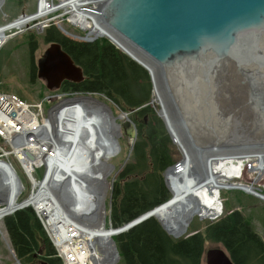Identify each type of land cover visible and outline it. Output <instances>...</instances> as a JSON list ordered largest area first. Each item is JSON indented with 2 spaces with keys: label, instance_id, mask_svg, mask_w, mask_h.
I'll return each instance as SVG.
<instances>
[{
  "label": "rangeland",
  "instance_id": "rangeland-1",
  "mask_svg": "<svg viewBox=\"0 0 264 264\" xmlns=\"http://www.w3.org/2000/svg\"><path fill=\"white\" fill-rule=\"evenodd\" d=\"M50 1L56 2L57 0H29L21 7H16L13 2L3 0L2 6L0 7V27H8L22 16H33L41 11V5H47V3L51 4ZM50 9H52V6L49 8L47 5L46 10L48 11H42L45 17H40V19L36 21L29 22L28 25H24L21 29L8 30L7 35L9 34L10 36L0 49V92L14 93L30 103L43 101L45 106L48 105L46 102L48 96L52 94H61V92H57V90L54 92L47 90L45 82L39 79L35 73L37 70V60L44 56L50 44V42L44 41L42 37L45 29L51 26L49 25L51 21L52 23L60 24L62 28L67 30L71 35L70 39L82 41L81 37H83L81 30L70 23L68 16L61 15L60 12L52 13ZM53 28L58 32L60 31L58 26ZM103 39L114 45L108 38ZM29 42H31V44H29ZM256 42L253 43V61L260 71H264V36ZM31 64L35 68L32 80L30 79ZM205 65V67H200V65L190 62L171 71L159 69L164 77L157 71L161 98L170 111V116L173 118L175 128H177L179 135H181V138H183L187 144V151L189 153L190 151L195 152L201 147H209L215 144L242 143L240 147L248 152L255 151V149H263L264 153V136L262 134L264 129L261 123L259 125L260 119L258 117V111L253 112V120H251L247 114L249 110H252V103H258L260 106H262V103V111L264 113V72L256 74V72L250 70L248 72L249 78L247 79L252 82L253 86L250 87V89H246L245 82L240 77L241 72L233 70L226 62H206ZM168 73L171 74L167 76L166 74ZM153 90L154 81L152 82V98L150 105L165 125L170 139L168 145L169 153L174 158V163L163 173L164 184L171 198L175 190L167 181L166 172L169 168L179 165L182 160L186 158L184 151L186 148L177 143L175 131L172 126L167 119L160 116V111H163V102L160 97L154 100ZM249 92L251 96L248 94ZM95 96L102 105V108L98 107L103 109L106 115L108 112L111 118L110 120L114 119L115 124L118 125L126 119H129L128 115L124 113V111L118 109L109 99L99 94ZM121 115H125V118H121ZM94 116L99 117L100 115L94 113ZM251 123L257 125L260 130L263 129L261 134H258L256 138H254V143L251 141V133H249ZM182 127L186 130L187 135L184 131L181 134L183 130ZM88 129L89 130H85L86 135L87 132L91 134L93 131L94 136L88 137L86 142L93 141L94 145L92 149L94 150L96 138H98L95 137V130H97V128L94 129L91 127ZM103 129L105 131L107 130L104 127ZM96 135H100L103 140L102 144H104L103 134L98 131ZM101 139L97 142L101 143ZM117 140L119 144V154L117 157L112 158L111 162L103 168V171L106 173V187H108L107 191L104 188L106 210L108 209V196L112 179L118 170L131 160L130 155L135 141L134 125L130 126L127 135L124 134L122 127H120V134ZM2 150L5 153H10L13 157L12 148L8 146L5 138H0V151ZM12 164L23 185L18 197V205L20 207L17 209H23L29 199L28 191L30 186L18 164L16 162ZM262 165L264 166V158ZM252 170L253 169L250 168V163H246L242 171L241 179L237 178L238 180L234 179L232 182L240 181L242 183L253 184L256 189L258 188L264 193V167L262 174H255ZM37 177H39V174ZM29 179L31 182L33 181L31 176H29ZM258 193H260L259 190ZM5 195L7 197L6 192ZM9 196L10 194H8V198ZM220 197L224 207L219 216L214 219H200L195 215L180 234L174 235L167 233L175 238L188 235L194 231V228H200L201 223L211 222L222 217L227 212L226 206H228L229 208L240 211L244 217L249 220L254 231L257 232L264 242V201L255 196L238 191V189L220 190ZM30 207L37 216L39 213H37L32 206ZM10 214H12V212L0 218V264H21L13 253L8 235L3 227V218ZM39 222L48 238L44 221L39 220ZM161 226L165 230L162 224ZM48 240L52 244L49 238ZM214 244L215 243H206L205 249L221 246L217 243ZM52 246L54 247L53 244ZM37 254L40 255L41 253L39 254L38 252ZM117 264H122V262L120 261Z\"/></svg>",
  "mask_w": 264,
  "mask_h": 264
},
{
  "label": "trees",
  "instance_id": "trees-1",
  "mask_svg": "<svg viewBox=\"0 0 264 264\" xmlns=\"http://www.w3.org/2000/svg\"><path fill=\"white\" fill-rule=\"evenodd\" d=\"M7 1L21 7L29 0ZM53 27L45 29L44 41L58 43L83 73L82 81H66L57 92L104 96L128 115L135 128L131 160L116 173L108 196L110 226L119 228L170 198L163 173L174 163V158L169 153L170 139L165 125L150 105L152 82L142 66L107 40L75 41ZM34 71L31 64V80ZM226 209L222 217L201 223L200 228L178 238L169 235L150 216L115 237L120 261L122 264H202L205 244L217 243L233 264H264V242L249 220L238 210L228 206ZM3 227L21 264L41 261L62 264L32 208L18 209L5 216Z\"/></svg>",
  "mask_w": 264,
  "mask_h": 264
},
{
  "label": "bare ground",
  "instance_id": "bare-ground-1",
  "mask_svg": "<svg viewBox=\"0 0 264 264\" xmlns=\"http://www.w3.org/2000/svg\"><path fill=\"white\" fill-rule=\"evenodd\" d=\"M2 1L3 0H0V7L2 6ZM105 1L107 0H102V3H100L98 7L99 9L98 13L89 12L87 14L90 20L89 22L91 24L89 23L85 25H87L90 30L94 29V31L98 32V34L106 35L107 37L105 38H108V40H110L115 46H117L119 49H121L129 56L134 58L137 62H139L146 71L148 70L152 74L154 81V90H153L154 100H156L159 97L161 98V93L159 91V77L157 74L158 71L159 74L162 75V72L159 70L161 69L159 68L160 66L151 57H149L144 52L139 50L137 47L132 45L125 38L114 32L102 21L101 9ZM40 8H42L40 9L41 11L34 14L33 16H22L8 27H0V49L2 45L6 42L8 37L10 36L9 34L7 35L8 30L21 29L24 25H28L29 22L36 21L40 19V17L41 18L45 17V15L43 16V12H45L46 8H44V6H41ZM59 12H64V11L60 10ZM83 13L85 14L86 11L82 13L68 15L71 24L77 25V22L79 23L78 20H81L83 18L84 15ZM49 25L54 27L58 26L59 29H62L60 30L62 33L60 31L59 33L65 38H67L66 32L67 33L69 32L64 28H62L60 24L52 23L50 21ZM68 36L70 37V35ZM246 57L249 56L247 55ZM36 68H37V63H36ZM233 70L237 71L235 68H233ZM250 70L256 72V74L264 72V71H260L257 65H255L254 61L252 62L251 67L246 66L244 73L247 75V73ZM243 81L245 82L246 89H250V87L253 86L250 80L244 79ZM54 91H50V92H54ZM0 93L12 94L17 98H19L21 101L30 104V102L23 100L14 93H10V92H0ZM69 93H75V91H71ZM76 93L92 94L88 92L87 93L76 92ZM95 95L96 94H92V96ZM161 100L163 102V111H160L159 114L160 116H162V118L167 119L169 124L172 126L173 130L175 131L177 143L179 145L181 144V146L186 148L184 149L182 147L185 151L186 158H184L179 165L169 168L166 172L167 181L169 182L170 186L175 190L173 196L168 200L164 201L163 203H161V205L152 209L149 213L143 215L142 217L148 215L153 216L160 221V223L164 226L165 230L168 233L178 235L181 232H183L187 223L195 215L198 216L200 219H214L215 217L219 216L222 213V208L224 206L222 205L220 190L238 189V191H241L248 195L255 196L256 198L262 199L264 201V193H262L263 191L262 190L260 191V189L257 188L260 192L258 193V190L253 184L242 183L240 181L232 182V180L234 179L236 180L241 179L242 171L246 163H250V168L253 169L252 170L253 173L262 174L264 167L262 165L264 158L263 149H255V151L248 152L244 148L240 147V144L242 143H235V144L230 143V144H220V145L215 144L209 147L204 146L201 147L198 151L195 152L190 151L189 153L187 151V144L185 143L184 139L181 138V135H179L177 128H175L174 126V121L173 118L170 116L169 109L167 108L162 98ZM46 102L48 103L47 106L54 104L56 102L55 95L52 94L51 96H48L46 98ZM70 104L71 103L68 101L61 102L57 104L55 107H53L50 112L47 111L45 114H43V116H35L34 114H28L26 113L25 108H23L22 111L23 113H26L25 114L26 119H24L23 121L19 120L18 124H21V127L29 126L28 123L32 124L33 126L37 125L39 127L38 128L39 130H37V128L34 129H36L35 135L39 137H41L43 135V132L45 131L54 134L57 138H62L63 137L62 131H64L65 121L67 122V120H69L70 123H74L79 120L80 121L87 120L85 118V113L88 109V106L85 107V110H83L82 113H78L80 109H77L76 113L73 114L69 109ZM88 104L89 102H87V105ZM261 105L263 106L262 103ZM96 106L102 108L101 104H97ZM257 106L260 105L258 103L255 104L252 103L251 105L252 110H249L247 113L248 116L251 118V120L254 119L253 112L256 111L259 112V110L263 108L262 106L260 108H257ZM101 108H99L100 116L98 118H92V121L88 119L85 129L89 130L88 127L89 128L92 127L94 129L97 128V130H95V137L98 138H96V146L93 150L94 153L91 159V163L93 167L97 170V173H95L93 177L99 180V182L101 183V191L97 201V208L101 214L100 224H99L101 225V228L98 227L99 225L97 226L98 227L97 235L101 237L104 236V238H107L111 241L109 250L104 251V254L105 257H110L112 259V264H117L118 262H120V256L117 245L115 243V237L118 234L128 230L132 226L140 223L146 218L142 219V217H138L119 228H112L110 226V219H109L110 210L109 208L106 210L107 207H105L106 199L104 195V188L107 191L108 187H106L107 186L106 173L105 171H103V168H105L111 162L112 158L117 157L119 154V144L117 142L118 141L117 138L120 134V127L119 125L114 123V119L110 120L111 118L108 112L106 115L105 111H103V109ZM12 112H14V110L11 109L7 110V113L9 114ZM73 112H75V109ZM120 117L125 118V115H121ZM59 119H60V123H58ZM261 123L264 125V114L262 115ZM0 125L2 126V134L4 135L10 133V129L13 128V126H14L13 133H15L18 129L17 128L18 125L17 124L14 125V123L9 119H7L4 115L0 116ZM250 126H251L249 132L251 133L250 139L254 143V138H256L258 134H261V131L263 129L260 130V128L257 127V125H254L252 123ZM103 127L107 130L105 131ZM182 129L183 130L181 134L184 131L185 134L187 135V132L184 129V127H182ZM98 131H100V133L103 134L104 136V141H105L104 144H102L103 140L101 139L100 135H96ZM262 134L264 136V131L262 132ZM66 135L71 136L72 133L70 131H66ZM29 136H30L29 138L30 140L26 142V146L25 143H12V142L10 143V141L6 139V143L8 145H11V147L19 148V149L21 148L24 150V153L29 152L32 155L31 157V155L27 153L26 154L27 157L30 156V158L28 157L29 159H27L26 161L21 162L18 159H14L9 153H5L3 152V150L0 151V218L9 212L13 213L15 209L20 207L18 205L19 203L18 197L21 193L20 191L23 185L16 172V169L12 164L13 162H16L20 167L21 171L23 172L27 183H29L30 186L28 191L29 199L27 200L25 207H30V206L33 207V204H36L37 208L39 209V211L37 212L39 213L37 215L38 217L36 216L37 219L38 220L50 219L51 221L50 223L52 225L51 227H53V230H51L50 234L57 237L56 241H58L57 242L58 244H60L61 242L64 243L66 240L64 238L62 239V237H60V233L55 229L57 228L56 227L57 224L61 222V220H59L58 218H63V216L68 214L64 207L67 203L66 195L62 189L65 186H70L72 184L69 174H70V170L74 169L75 162H72L67 166L66 168L67 175L62 179L61 185L59 186L54 185L52 181L51 184L47 185V189L53 190L56 193V197L59 201L53 200L51 202V200H49L50 205L47 206V201L44 202L43 201L44 199H40L41 202H38L37 199L34 200L40 195L39 179L42 176V172H41L42 166L48 164L49 161H47L43 157L42 149L38 151L36 147L32 149L29 147V145L34 144L32 140L33 134L30 133ZM93 136H94L93 131L91 132V134L87 132V135L86 136L84 135L82 137V140H85L88 137H93ZM100 139H101V143H98L97 141ZM63 141L65 140L63 139L62 142ZM92 144L93 141L92 142L87 141L85 144L86 150H89ZM50 145H52V143L43 142L40 144V148H42L43 146H50ZM207 164H208V171H207ZM92 165H90V167H92ZM90 167H88L87 170H90ZM38 174L39 177H37ZM28 175L33 178L32 182L30 181ZM49 181L50 178L48 179V182ZM65 182L66 185L64 184ZM44 190L46 191V188ZM5 192L7 193V197L5 195ZM8 194H10L9 198H8ZM51 197L54 199L53 195H51ZM82 208L83 206L77 208L76 211L78 212L79 210L83 211ZM90 211L91 210L89 209L87 210L86 213ZM83 212L85 213V211ZM93 213L95 212L93 211ZM103 224L104 227L102 228ZM107 263H108L107 260H102L99 262V264H107Z\"/></svg>",
  "mask_w": 264,
  "mask_h": 264
},
{
  "label": "water",
  "instance_id": "water-1",
  "mask_svg": "<svg viewBox=\"0 0 264 264\" xmlns=\"http://www.w3.org/2000/svg\"><path fill=\"white\" fill-rule=\"evenodd\" d=\"M101 18L163 70L171 71L190 62L205 67L206 62L226 61L241 72L243 80L249 78L244 71L253 62V43L264 36V0H107ZM66 35L70 38L69 33ZM49 45L37 61L36 70L46 89L57 90L65 80L75 83L83 80L82 70L59 44ZM148 74L153 82L152 74L149 71ZM263 114L260 109V123ZM118 125L127 135L133 124L126 119ZM202 264L233 263L225 249L218 246L205 249Z\"/></svg>",
  "mask_w": 264,
  "mask_h": 264
},
{
  "label": "built area",
  "instance_id": "built-area-1",
  "mask_svg": "<svg viewBox=\"0 0 264 264\" xmlns=\"http://www.w3.org/2000/svg\"><path fill=\"white\" fill-rule=\"evenodd\" d=\"M50 2L51 4L47 3L49 8L52 6L50 12L59 13V11L62 10L64 12H60V14H66V17L71 14L86 11L85 14L83 13V18L78 20L80 24L78 22L77 25L72 24L78 27L82 32L83 37H81L82 41L80 42L90 43L96 40H103V38L107 37L104 34H98L94 29L90 30L89 27L85 25L90 23L87 14L89 12L98 13V7L100 3H102V0H57L56 2ZM47 5L41 6L46 8ZM55 100L56 102L50 106H45L43 101L28 104L12 94L0 93V116L4 115L7 119L12 121L14 125H18V129L15 133H13V126V128L10 129V133L6 135L2 134V126L0 125V138L8 139L10 143H25L26 146V142L30 140V133L33 134L32 140L34 144L29 145V147L31 149L36 147L38 151L42 149L43 157L49 161L48 164L42 166V176L39 179L40 195L34 200L37 199L38 202H41L40 199H44V202L47 201V206L50 205L49 200H51V202L53 200H58L56 193L53 190L47 189V185L51 184V181L54 185H61L62 179L67 175V166L75 162V167L70 170L69 174L72 184L62 189L66 195L67 203L64 207L68 214L63 216V218H58L61 222L57 224V228L55 229L60 233V237H62V239L64 238L66 241L58 244V241H56L57 237L50 234L51 230H53L50 219H43L41 221H44L48 238L54 245L56 255L61 259L62 264H99L102 260H107V264H112V259L110 257H105L104 254V251L109 250L111 241L104 238V236L101 237L97 235L98 227L101 228V225H99L101 214L97 208L101 183L93 177V175L97 173V170L91 163L94 153L92 146L94 143L89 150H86V139L82 140V137L84 135L86 136L85 126L87 125V120L89 119L92 121V118H98L94 116V113L100 115L99 107L96 106L100 104V102L98 98L92 96V94H78L76 92H63L55 95ZM67 101L71 103L69 109L73 114L76 113L77 109H80L78 113H82L85 107L88 106L85 113V118L87 120H79L74 123H70L69 120H67V122L65 121L62 138H57L54 134L45 131L43 135L39 137L35 135L36 129L34 128L39 130L37 125L33 126L28 123L29 126L21 127V124H18L19 120L23 121L26 119V113L34 114L35 116H43V114L47 111L50 112L57 104ZM87 102H89L88 105ZM23 108H25L26 113H23ZM8 109L14 110V112L9 114L7 113ZM74 109L75 112H73ZM58 123H60V119ZM66 131H70L72 135H66ZM61 139L65 141L62 142ZM43 142H50L52 145L40 148V144ZM11 148L14 159H18L21 162L29 159L26 155L27 153L30 154L29 152L24 153V150L21 148ZM90 165H92V167H90ZM88 167H90V170H87ZM49 178L50 181L48 182ZM64 184L66 185V182ZM45 188L46 191L44 190ZM51 195H53L54 199ZM82 206V210L85 211V213L80 210L79 212L76 211L77 208ZM33 208L36 212L39 211L36 204H33ZM89 209L91 211L86 213ZM93 211L95 213H93ZM103 227L104 224L102 228Z\"/></svg>",
  "mask_w": 264,
  "mask_h": 264
},
{
  "label": "flooded vegetation",
  "instance_id": "flooded-vegetation-1",
  "mask_svg": "<svg viewBox=\"0 0 264 264\" xmlns=\"http://www.w3.org/2000/svg\"><path fill=\"white\" fill-rule=\"evenodd\" d=\"M50 43H51V42H50ZM37 61H38V60H37ZM35 73H36V72H35ZM66 81H67V82H71V83H75V82H72V81H69V80L62 81V83L64 84V82H66ZM62 83H61V85H62ZM61 85H60V87H61ZM60 87H59V88H60ZM59 88H58L57 90H59Z\"/></svg>",
  "mask_w": 264,
  "mask_h": 264
}]
</instances>
